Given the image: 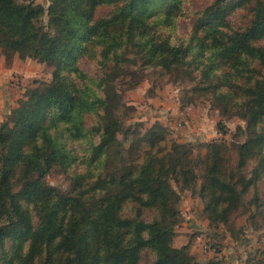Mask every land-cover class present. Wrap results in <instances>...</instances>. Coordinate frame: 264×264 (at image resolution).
I'll list each match as a JSON object with an SVG mask.
<instances>
[{"label":"trees","instance_id":"1","mask_svg":"<svg viewBox=\"0 0 264 264\" xmlns=\"http://www.w3.org/2000/svg\"><path fill=\"white\" fill-rule=\"evenodd\" d=\"M221 1L214 0L215 11L204 14L210 23L200 19L187 42L171 44L158 38L155 26H174V6L181 0H53L47 13L33 1L0 0V50L5 57L55 65L51 81L27 89L0 124V241H12V261L30 264L40 248L44 262L62 253V264H141L143 251L153 257L146 264H196L186 246L171 245L179 196L155 164V142L164 139L163 128L158 123L150 127V149L141 162L122 161L111 171L104 167L111 145H119L120 121L114 112L121 104L118 86H136L129 68H138L133 65L137 60L139 67L164 72L179 64L186 71L196 62L204 78L211 67L233 58L235 71L219 70L217 79L251 78L252 105L244 117L255 137L264 135L258 131V122L264 121V44L251 43L264 26V0L233 1L252 2V20L241 33L227 36L228 41L221 37L222 22L216 18L231 3L219 7ZM101 7L108 10L99 14ZM85 53H96L95 77L78 65ZM251 60L262 72L240 68ZM221 95H233L232 82ZM90 114L98 122L87 129L85 116ZM250 146L249 141L239 145L241 150ZM179 149L173 144L169 158L182 165L187 154ZM76 162L83 169L71 177V194L44 183L43 174L52 164L67 171ZM258 162H264V152ZM144 210L155 212L150 222L139 218ZM23 249L27 251L20 257Z\"/></svg>","mask_w":264,"mask_h":264},{"label":"rangeland","instance_id":"2","mask_svg":"<svg viewBox=\"0 0 264 264\" xmlns=\"http://www.w3.org/2000/svg\"><path fill=\"white\" fill-rule=\"evenodd\" d=\"M18 1H33L42 6L45 13L53 3V0ZM226 1L231 4L219 10L221 18H216L222 22L218 28L224 41L250 24L253 4L223 0L218 6ZM174 8V26L166 30L156 25L155 31L159 39L178 44L189 40L200 19L205 24L211 22L204 14L208 9L213 13L216 6L214 0H181ZM107 10L101 7L98 13ZM257 33L259 35L251 38V43L264 44V26ZM77 62L88 75L99 74L96 53L80 54ZM234 62L233 58H226L224 64L216 67L218 69L211 67L210 73L201 78L195 68L196 62L186 71L184 65L179 64L175 71L164 72L151 66L139 67L140 60H137L133 65L138 68H129L135 73L136 86H118L121 104L114 112L120 121L116 134L119 145H111L104 171L118 169L122 161L138 159L141 162L150 149V127L158 123L163 128L164 139L157 138L155 142V164L179 196L171 245L175 248L186 246V253L196 264H264V162H258L264 152V135L255 137L244 117L246 107L252 105V81L245 74L234 82L217 79L219 70L235 71V67H231ZM54 68L53 63L34 58L22 59L17 55L7 58L0 50V124L8 119L27 89L42 87L51 81ZM240 68L261 71L253 60L243 61ZM231 82L233 95L225 98L221 92ZM96 119V115H86L85 128L95 127ZM258 127V131L264 133V121H259ZM246 141L250 148L241 150L239 145ZM175 143L187 154L185 164L177 165L169 158ZM82 169L77 162L67 171L52 164L43 174V181L61 194H71L74 189L71 177L74 171ZM154 214L153 210H144L139 218L150 222ZM37 219L33 215L34 226ZM13 250L10 239L0 241V264H17L12 261ZM26 251L20 250V257ZM152 258L150 252L143 251L140 263L146 264ZM44 260L38 248L30 264H62L63 254L58 253L53 261Z\"/></svg>","mask_w":264,"mask_h":264}]
</instances>
